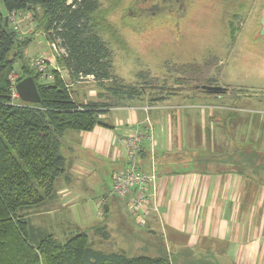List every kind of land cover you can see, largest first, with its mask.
Returning a JSON list of instances; mask_svg holds the SVG:
<instances>
[{"label": "crops", "instance_id": "crops-1", "mask_svg": "<svg viewBox=\"0 0 264 264\" xmlns=\"http://www.w3.org/2000/svg\"><path fill=\"white\" fill-rule=\"evenodd\" d=\"M25 17L31 22L28 28L27 19L21 22L20 36L33 40V35L26 31L32 29L37 33L35 23L29 14ZM34 58L29 56L31 61ZM45 58L51 68L59 66L52 52ZM64 79L70 89L81 82L69 74ZM76 96L78 99L74 98L75 101L82 105L100 103L92 97L90 100L85 98L84 94ZM97 96L102 100L107 98L100 94ZM229 96H191L182 92L158 102L144 97L131 104L128 101L107 109L100 107L102 116H111L113 124L106 122V126H96L91 132L65 133L63 146L68 147L64 156L65 170L56 180L55 194L45 204L55 201L53 206L47 207L49 214H57L59 210L74 211L75 202L83 198L84 185L95 187L101 181L97 172L106 163L113 168L109 175L112 181L113 174L124 169L127 163L125 138L134 129L151 128L154 148L151 151L149 142L145 141L139 161L142 170L155 174L157 179L149 186L152 201L146 225L141 227L149 228L151 234L161 230L166 238L170 263L174 264L186 256L200 263L264 264V110L261 116L248 117L247 111H239L232 105L241 97L239 94L230 97L233 101H229V107L220 105ZM193 102L212 103L214 110H176L179 107L188 109ZM256 103L264 104V96ZM147 105L156 109L147 113L142 110ZM222 109H235L239 113ZM208 145L218 146L222 152L217 153ZM197 151L201 153L195 154ZM102 200L96 208L104 207L105 213L110 212L108 202L111 199ZM124 201L129 212L128 202ZM41 212L43 210L32 211L29 216L32 225L36 218L44 215ZM35 226L40 230L39 224ZM128 228L125 219H121L119 222L109 221L107 225L97 223L90 232L95 231L96 236L108 239L112 235L110 231L126 234ZM88 229L79 230L86 232ZM168 230H176V235H189L188 240L175 237L171 242ZM62 234L66 232L62 231Z\"/></svg>", "mask_w": 264, "mask_h": 264}, {"label": "trees", "instance_id": "trees-1", "mask_svg": "<svg viewBox=\"0 0 264 264\" xmlns=\"http://www.w3.org/2000/svg\"><path fill=\"white\" fill-rule=\"evenodd\" d=\"M1 2L6 14L0 9V264H171L166 257L106 255L92 247L86 232L63 243L54 235H46L33 227L30 214L55 194L56 180L65 170L62 153L65 133L91 132L96 126H106L96 114L100 107L117 104L108 101L79 104L56 69H52L53 81L42 82L26 56L32 38L21 37L9 20L5 23L6 17L11 13L29 14L36 31L44 33L48 41L57 42L59 48L65 50L57 58L59 66L78 81L93 76L98 88L106 91L100 95L106 97L109 93L118 100L148 96L151 102H158L182 92L205 94L201 86L215 83L208 81L199 85L196 79L190 81L186 75L192 71L197 74L200 69L186 64L172 66L178 74L174 86L166 81L153 85L145 72L138 75L142 85H123L116 76L112 49L106 38L108 32L114 34L115 28L107 19L110 11L101 10L100 0ZM118 5L119 0H116L109 9ZM159 14L163 16L164 12ZM232 28L234 38L237 29L234 24ZM18 61L22 62L18 76H32L36 80L41 97L39 104L23 101L11 104L9 75L15 71Z\"/></svg>", "mask_w": 264, "mask_h": 264}, {"label": "rangeland", "instance_id": "rangeland-1", "mask_svg": "<svg viewBox=\"0 0 264 264\" xmlns=\"http://www.w3.org/2000/svg\"><path fill=\"white\" fill-rule=\"evenodd\" d=\"M100 1L101 10L110 11L107 19L115 28L114 34L108 32L106 38L112 49L116 76L123 85L134 83L142 85L143 82L138 75L145 72L147 76L150 75L149 82L153 85H160L166 81L174 86V79L178 74L173 71L172 66L188 64L192 68L200 69L197 74H193L192 71L186 75L190 81L196 79L195 82L199 85L212 81L214 85L230 88L231 91L225 93L230 92V96L224 98L223 102L220 100V105L229 107V101H233L230 97L239 94L241 97L237 98L232 105H235L239 111H247L250 118L262 115L264 104L259 105L256 102L264 96V36L260 35L264 0H183L180 3L175 0L171 3L165 2L166 0L163 3L158 0H119V5L113 10L111 9L116 0ZM161 3L166 6L165 9ZM0 9L6 14L2 2ZM161 12H164L163 16L159 14ZM26 21L27 26L31 19ZM232 24L237 29L234 38ZM26 32L33 35L26 56L28 58L29 56L35 58L50 56L51 49L46 36L40 31L36 33L34 30L33 33L32 29ZM21 63L18 61L15 65L16 72L20 71ZM171 71L172 74L169 73ZM66 78L68 79V76ZM97 85L95 80L88 78L76 83V87L71 90L76 99H78L77 94L80 96L84 94L85 98L90 100L92 97L100 103L108 101L110 104L121 105L128 101L129 104L135 102L125 97L118 100L111 93L106 99H99L97 95L106 91H102V88H98ZM240 89L242 91H239ZM188 93L191 96L210 95L200 92ZM211 104L193 102V106H188V109L181 110L179 107L176 110L212 112L214 108ZM222 110L239 113L235 109ZM96 116L105 123H114L111 116L104 117L100 112ZM243 136L242 134L241 138ZM208 147L215 148L217 153L222 152L218 146L208 145ZM67 150L68 147L63 146L64 156ZM197 153L201 152L197 151L195 154ZM112 171L110 163L100 168L97 173L101 181L95 187L84 185V190L81 192L83 198L75 202V210L71 213L70 210H59L57 214L50 215V209L47 207L53 206L54 200L40 206L35 211L43 210L41 213L44 215L36 218L33 226L36 228L35 225L39 224L41 232L54 235L60 242H66L69 237L82 232L80 228L87 227L89 229L86 233L89 234L92 246L106 255L122 253L130 258L164 256L170 260L166 238L161 230L157 229L154 234H151L149 228L141 227L146 224L142 225L136 218L130 216L123 199L111 197L112 181L109 175ZM85 181L88 180L85 179ZM106 197L111 199L108 200L111 207L108 213H105L104 207L96 208L99 201ZM121 219H125V223L129 226L125 231L126 234L109 230L112 235L106 239L105 236H96L95 231L90 232L91 227L97 223L107 225L109 221L119 222ZM62 231L66 234H62ZM167 232L171 242L175 237L182 241L188 240L189 235L184 233L176 235V230ZM193 259V257L184 256L174 264H214L195 262Z\"/></svg>", "mask_w": 264, "mask_h": 264}, {"label": "built area", "instance_id": "built-area-1", "mask_svg": "<svg viewBox=\"0 0 264 264\" xmlns=\"http://www.w3.org/2000/svg\"><path fill=\"white\" fill-rule=\"evenodd\" d=\"M9 21L13 25V28L20 34V24L25 19V15L18 13H11L9 15ZM49 46L52 54L55 58L61 57L65 53L64 49L59 48L57 42L49 41ZM31 63V68L38 74H40V79L42 81L51 82L54 79V73L50 67V63L45 57H36ZM61 73L63 77L66 70L60 66L54 68ZM18 74L13 71L9 75V81L11 83L10 95L11 104L20 103L21 99L19 93L17 92ZM95 80L93 76H88ZM83 79V78H81ZM156 107L153 105H147L142 108V110L149 113L155 110ZM148 141L149 148L151 151L154 148V138L153 130L150 128L148 130L134 129L130 135H128L124 140V145L126 149L127 163L124 169L116 171L112 176V188L111 197L115 196L120 199L127 200V208L130 215L136 220L144 224L145 219L149 214V209L151 206L152 195L149 194V186L156 182L157 176L155 174H148L142 170L139 161V154L141 152L142 144ZM110 197L104 198L102 201L105 202Z\"/></svg>", "mask_w": 264, "mask_h": 264}, {"label": "water", "instance_id": "water-1", "mask_svg": "<svg viewBox=\"0 0 264 264\" xmlns=\"http://www.w3.org/2000/svg\"><path fill=\"white\" fill-rule=\"evenodd\" d=\"M9 18L6 17L5 23L8 24ZM261 31L260 35L264 36V11L261 17ZM17 92L19 93L20 99L25 103L30 104H39L41 102V97L38 91L37 83L34 77L29 76L26 78L18 77L17 78V85H16ZM207 94L210 95H222L227 92V89L218 85H203L200 88Z\"/></svg>", "mask_w": 264, "mask_h": 264}, {"label": "flooded vegetation", "instance_id": "flooded-vegetation-1", "mask_svg": "<svg viewBox=\"0 0 264 264\" xmlns=\"http://www.w3.org/2000/svg\"><path fill=\"white\" fill-rule=\"evenodd\" d=\"M159 2H160V0H158ZM164 0H162V2H163ZM171 1L172 0H166L165 2H170L171 3ZM177 3H180V2H182L183 0H175ZM155 2V1H154ZM171 6V5H170ZM170 6H169V8H170ZM264 11V10H263ZM261 21V20H260ZM261 31V30H260Z\"/></svg>", "mask_w": 264, "mask_h": 264}, {"label": "clouds", "instance_id": "clouds-1", "mask_svg": "<svg viewBox=\"0 0 264 264\" xmlns=\"http://www.w3.org/2000/svg\"><path fill=\"white\" fill-rule=\"evenodd\" d=\"M18 74V73H17ZM19 77V76H18ZM22 101V100H21Z\"/></svg>", "mask_w": 264, "mask_h": 264}]
</instances>
